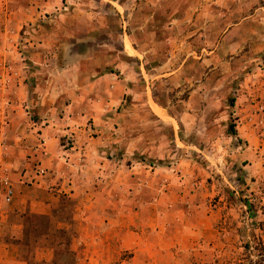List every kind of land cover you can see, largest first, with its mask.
<instances>
[{"label": "rangeland", "instance_id": "374dc122", "mask_svg": "<svg viewBox=\"0 0 264 264\" xmlns=\"http://www.w3.org/2000/svg\"><path fill=\"white\" fill-rule=\"evenodd\" d=\"M62 1L69 12L67 34L42 67L30 52L14 48L18 35L6 37L16 32L3 18L15 14L19 0L0 8V151L8 149L14 102L35 93V68L63 70L56 86L64 105L54 114L75 120L82 105L68 104L77 91L99 72H110L133 93L123 95L113 115L96 120V157L107 163L106 174L119 170L138 177L128 175L132 167L131 173L143 171V182L152 178L160 185L146 187L136 200L128 194L134 216L96 233L77 224L82 202L69 197H60L48 216L9 215L0 221V264L256 260L251 247L256 239L264 242V0H121L125 8L119 13L109 0ZM84 9L100 24L97 29L77 27L88 20ZM55 15L45 19L57 22ZM145 21L148 29L142 31ZM32 28L36 24L24 26L19 37ZM239 110H246L243 123ZM25 112L38 120V112ZM91 122L86 126L93 130ZM242 124L256 127L254 144L241 137ZM134 136L140 137L138 147L131 148ZM63 138L67 149L74 141ZM0 203H8L4 180Z\"/></svg>", "mask_w": 264, "mask_h": 264}, {"label": "crops", "instance_id": "0c3cea01", "mask_svg": "<svg viewBox=\"0 0 264 264\" xmlns=\"http://www.w3.org/2000/svg\"><path fill=\"white\" fill-rule=\"evenodd\" d=\"M109 3L118 13L124 12L123 1L109 0ZM9 4L10 0H0V8L4 10ZM211 4L206 2L204 6L211 8ZM151 6L159 8V4L155 2ZM53 12L58 21L53 19L48 23L45 17ZM68 13L62 0H19L15 14L3 18V24L11 23L16 33L12 37L5 36L15 40L18 35L19 41L14 44V48L19 45V48L30 52L33 63L42 67L44 59L53 56V48H56L63 35L67 34ZM91 14L90 10L84 9L82 16L88 20L77 21V27L87 28L88 31H92L94 26L97 29L100 24L91 20ZM29 24L32 27L36 24L37 29H28L25 32L27 35L22 39L19 37V30ZM126 24L128 25L127 21L124 22V25ZM141 27L142 31H146L148 23L145 21ZM125 40L130 42L126 38ZM122 46L124 48V42ZM131 50L134 51L132 48ZM40 66L35 68L33 73L35 93L28 101H15L12 106L6 131L8 149L0 151V180H7L11 188L8 203H0V221H5L9 215L17 217L26 212L48 216L62 196L82 202L80 212L83 219L77 224L95 233L100 232L106 224L116 225L114 221L117 218H131L134 214L130 203H127V195H135L133 199L136 200V195L141 196L148 190L146 187L157 189L160 184L154 185L152 178V182H143V171L131 173L132 167L127 170L128 175L138 174V177L128 178L127 173L123 175L119 170L112 174L103 172L107 163H102V158L98 155L96 157V135L91 134L96 133V120L106 116L105 114H109L108 117L113 115L110 112L120 105L123 95L133 93V88L130 90L124 79H117L110 72H99L94 79L84 82L77 91L79 94L74 96L76 99L68 104L70 106L74 102L82 105V111L77 114L76 120L73 116L60 118L54 114V110L59 105H64L60 102L64 100L62 89L60 87L59 91L56 86L61 85L63 70L50 67L44 69ZM126 73L129 74L128 71ZM125 80H132L131 76ZM96 105L99 106L98 110L102 111L97 116ZM27 107L34 113L38 112L37 121L25 116ZM245 112L246 110H239L241 123ZM89 120L92 121L93 130L86 126ZM253 129L256 127L249 129L247 124H242L239 131L241 137L251 144H254L256 137ZM65 135L74 141L67 149L61 145ZM139 138H132L131 148L138 147ZM40 140L43 141V152ZM37 168L45 170L42 177L34 174ZM134 179H137L135 183ZM128 188H132L131 192H128ZM140 191L143 192L138 194ZM154 194L157 197V194Z\"/></svg>", "mask_w": 264, "mask_h": 264}, {"label": "trees", "instance_id": "16d2710c", "mask_svg": "<svg viewBox=\"0 0 264 264\" xmlns=\"http://www.w3.org/2000/svg\"><path fill=\"white\" fill-rule=\"evenodd\" d=\"M57 48H59V47H57ZM251 248H252V252H253V257H255L256 260L251 261L247 257V260H245L241 263H233V264H264V242L261 241V239H256L253 243V247H251ZM65 250H68V248ZM51 264H54V262H52Z\"/></svg>", "mask_w": 264, "mask_h": 264}, {"label": "built area", "instance_id": "2783aa9c", "mask_svg": "<svg viewBox=\"0 0 264 264\" xmlns=\"http://www.w3.org/2000/svg\"><path fill=\"white\" fill-rule=\"evenodd\" d=\"M40 148L42 149V152H43V141L40 140ZM34 174L37 176V177H42L44 174H45V170L42 169V168H37L34 172ZM4 185H5V201L8 202L10 197H11V188H10V185L9 183H7V180H4Z\"/></svg>", "mask_w": 264, "mask_h": 264}]
</instances>
